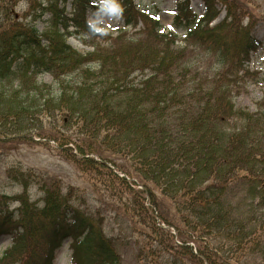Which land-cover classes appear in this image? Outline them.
I'll return each mask as SVG.
<instances>
[{
  "label": "trees",
  "instance_id": "16d2710c",
  "mask_svg": "<svg viewBox=\"0 0 264 264\" xmlns=\"http://www.w3.org/2000/svg\"><path fill=\"white\" fill-rule=\"evenodd\" d=\"M20 1L0 0V144L33 141L28 130L35 128L81 172L100 174L113 195L129 191L124 210L148 228L138 226L144 238L132 246L137 264H247V254L264 261V96L253 111L234 102L244 78L255 73L247 62L260 44L254 29L261 22L264 31V13L255 14L250 0H202L195 20L190 0H182L175 23L187 33L180 46L174 31H158L153 14L116 0L126 24L133 15L142 28L120 30L80 53L66 36H98L85 18L90 0H24L27 8L17 16ZM218 6L225 16L211 26ZM194 50L213 55V75L192 66ZM75 72L81 77L73 84L61 80ZM42 73L60 87L38 104ZM38 113L59 127L46 130L43 119L32 126ZM65 124L72 134L63 133ZM7 174L24 190L35 182L43 196L40 204L22 195L13 209L0 196V234L13 242L0 264H51L66 237L69 264H120L117 242L130 244L129 237L110 234L104 216L80 204L75 188L64 190L41 173Z\"/></svg>",
  "mask_w": 264,
  "mask_h": 264
},
{
  "label": "rangeland",
  "instance_id": "374dc122",
  "mask_svg": "<svg viewBox=\"0 0 264 264\" xmlns=\"http://www.w3.org/2000/svg\"><path fill=\"white\" fill-rule=\"evenodd\" d=\"M111 1L115 0H93L94 7L87 10V20L92 26V30L96 34H84L80 35H67L66 41L73 46L80 53H85L92 50V43L104 44L107 39L106 36H115L120 28H126L128 32L140 29V20H136L135 16L130 15L133 23L136 21L135 29L132 25L125 26L124 18L121 17L119 12L114 7H109ZM123 1V0H121ZM180 0H132V5H135L138 10L148 9L152 13H155L159 20V29L165 32L169 29H174L177 34V44L183 45L185 36V29L183 27L174 28L173 23V10L176 8L177 2ZM251 9L255 14L261 15L264 13V0H250ZM190 7L193 12L198 16L203 9V2L201 0H191ZM27 6L24 0L20 1L16 7H14V14L19 16L26 10ZM71 6L69 3L65 4L66 12H69ZM224 12H221V15ZM14 15V16H15ZM19 18V17H18ZM21 21V18H19ZM175 22V21H174ZM42 22L38 21L39 28L42 27ZM171 25V28H169ZM71 29V28H70ZM99 29V30H98ZM254 35L257 39H263L262 23H257L254 29ZM102 37V38H101ZM195 51V50H194ZM205 51V50H204ZM206 52V51H205ZM193 58L191 60L192 66L198 67L202 72L213 75L217 66L216 61L211 54H205L202 50L193 52ZM248 66L250 70L254 71L253 75L244 78V89L241 93L234 97V102L237 106L246 107L253 111L256 109V102L264 96V42L251 54ZM81 74L77 72L68 74L61 78V80L68 85L78 81ZM38 81L37 95L34 97L35 102L42 103V97H48L56 94L58 91L59 80L54 79L52 75L42 73L36 76ZM16 82H14L13 89H16ZM43 119L46 130H51L59 127V123L55 119L50 117H44L40 113L33 118V125H37V121ZM40 123V121H39ZM63 133L66 135L72 134V129L68 124L63 126ZM3 131V128H2ZM9 129H4L3 132H7ZM27 131V130H26ZM31 132L32 139L39 138L35 128L28 130ZM10 135H3V138L8 139ZM19 143H14V142ZM48 141V140H47ZM9 144L5 142L0 144V196L6 195L9 207H16L19 205V200L22 195H26L30 202H39L42 196V192L38 189L37 184L31 181L28 187L24 190V186L16 181H13L8 177V171L11 168H18L20 170H29L33 173H43L54 179H59L64 190L68 187L75 188L79 196L80 204L86 205L91 209H98L100 214L104 216L105 228L110 234L115 235L119 240L122 237H129L130 244L121 245L120 242L117 247L121 252L120 264H137L135 251L132 250V246L136 241H142L144 236L141 233V229L147 231L148 228L142 225L140 218L133 212L129 206L130 211L127 212L125 201L131 202L130 192L120 190L123 195L119 198L120 194L113 195L108 186L107 181L97 173L92 175L81 172L72 162L63 158L58 154L56 150L57 142L50 140L47 145L39 141H21L16 140ZM111 158L117 162H122L128 167L127 162L119 155H112ZM155 193L159 195V191L155 190ZM171 210V206H168ZM95 211V210H94ZM132 214V216L130 214ZM134 223L135 227L132 225ZM138 221V222H137ZM141 229H139V227ZM70 239H66L62 242L60 247L55 251L52 264H67L70 260ZM192 245V244H190ZM10 246V240L8 237L0 236V255L1 252ZM131 246V247H129ZM244 261L247 264H264V261L260 256L247 254Z\"/></svg>",
  "mask_w": 264,
  "mask_h": 264
},
{
  "label": "clouds",
  "instance_id": "9594fccd",
  "mask_svg": "<svg viewBox=\"0 0 264 264\" xmlns=\"http://www.w3.org/2000/svg\"><path fill=\"white\" fill-rule=\"evenodd\" d=\"M109 7H114L117 11H120V9L117 6L110 5ZM99 30V29H98Z\"/></svg>",
  "mask_w": 264,
  "mask_h": 264
},
{
  "label": "snow or ice",
  "instance_id": "6c2138e0",
  "mask_svg": "<svg viewBox=\"0 0 264 264\" xmlns=\"http://www.w3.org/2000/svg\"><path fill=\"white\" fill-rule=\"evenodd\" d=\"M169 28H171V25H169ZM161 31H163V29Z\"/></svg>",
  "mask_w": 264,
  "mask_h": 264
}]
</instances>
